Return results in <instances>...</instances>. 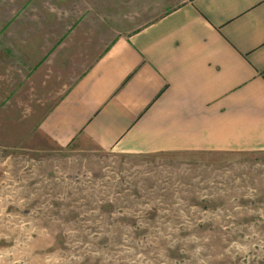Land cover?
<instances>
[{
  "label": "rangeland",
  "instance_id": "1",
  "mask_svg": "<svg viewBox=\"0 0 264 264\" xmlns=\"http://www.w3.org/2000/svg\"><path fill=\"white\" fill-rule=\"evenodd\" d=\"M191 0H0V264H264V149L129 154L39 127L120 38Z\"/></svg>",
  "mask_w": 264,
  "mask_h": 264
},
{
  "label": "crops",
  "instance_id": "2",
  "mask_svg": "<svg viewBox=\"0 0 264 264\" xmlns=\"http://www.w3.org/2000/svg\"><path fill=\"white\" fill-rule=\"evenodd\" d=\"M40 129L129 154L264 149V0H191L105 48Z\"/></svg>",
  "mask_w": 264,
  "mask_h": 264
}]
</instances>
